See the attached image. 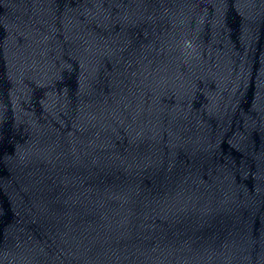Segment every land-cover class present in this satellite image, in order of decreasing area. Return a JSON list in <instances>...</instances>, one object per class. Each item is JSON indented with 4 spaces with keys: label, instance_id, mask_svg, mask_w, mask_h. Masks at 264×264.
I'll return each mask as SVG.
<instances>
[{
    "label": "water",
    "instance_id": "1",
    "mask_svg": "<svg viewBox=\"0 0 264 264\" xmlns=\"http://www.w3.org/2000/svg\"><path fill=\"white\" fill-rule=\"evenodd\" d=\"M0 264H264V0H0Z\"/></svg>",
    "mask_w": 264,
    "mask_h": 264
}]
</instances>
